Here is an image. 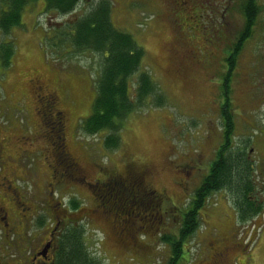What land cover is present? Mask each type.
Instances as JSON below:
<instances>
[{
	"label": "rangeland",
	"instance_id": "374dc122",
	"mask_svg": "<svg viewBox=\"0 0 264 264\" xmlns=\"http://www.w3.org/2000/svg\"><path fill=\"white\" fill-rule=\"evenodd\" d=\"M110 1L113 25L142 41L147 52L142 68L149 70L159 85L164 103L149 99L129 114L118 148L105 147L106 132L92 136L82 132L80 123L94 100L93 81L102 57L92 52L77 53L67 42H57L54 29L70 20L74 23L81 9L97 0H82L79 9L64 15L41 9L43 1L39 0L23 12L22 26L13 28L9 36L0 35V41L10 39L15 45L9 66L0 57L4 169L14 170L25 179L16 181L17 186L39 210L44 224L41 230L54 228L57 216L62 224L59 234L66 224L76 220L83 224L87 247L105 264H169L172 244L161 240V236L167 234L176 243L182 240L185 214L195 200L202 177L209 173L216 151L225 144L219 106L227 101L223 95L225 79L219 71L231 67L223 60L230 49L217 51L221 43L215 40V23L228 22L227 33L234 31L235 25L240 27L245 22L242 6L247 0H198L205 5L212 2L220 11L211 13L209 8L191 22H183L179 0ZM184 1L187 17L191 0ZM257 2L264 6V0ZM225 6L230 7L221 18ZM198 23H202L201 29ZM254 28L235 66L240 71L246 66L261 68L257 57L264 59V11ZM169 43H182L183 50L178 51L196 56L200 71L191 57H186L184 61L193 64H188L190 71L175 72L180 60H168ZM242 74L233 72L226 87L234 122L230 145L247 144L249 149L254 148L253 157L258 159L264 135V76ZM36 79L43 86L39 92L34 89L38 87ZM59 110L66 116L62 117L65 144L80 164L77 169H65L64 158L60 163L55 156L53 140L60 132L54 125L58 122L54 114ZM141 180L138 187L143 200L128 198L127 189H134V183ZM144 184L156 197L154 193L144 194ZM119 197L123 199V204L116 203L120 213L113 204ZM228 197L229 192L223 190L203 202L198 209L199 225L191 237L183 239L184 254L177 264H216L213 240L220 243L227 238L234 221L238 229L250 226L236 214L235 220L226 216L231 213ZM72 198L78 201V210L72 209ZM248 237L247 232L239 230L236 239L241 246L231 251V260L220 264H242L247 255L244 246L253 241ZM251 264H264L263 244Z\"/></svg>",
	"mask_w": 264,
	"mask_h": 264
},
{
	"label": "trees",
	"instance_id": "16d2710c",
	"mask_svg": "<svg viewBox=\"0 0 264 264\" xmlns=\"http://www.w3.org/2000/svg\"><path fill=\"white\" fill-rule=\"evenodd\" d=\"M38 1L0 0V35L9 36L13 28L22 26L23 12ZM40 1H43L40 4L41 9L62 15L79 9L82 3V0ZM183 4L185 5V3ZM111 7L112 2L110 0H97L91 7L81 9L74 23L65 22L62 27L55 28L54 36H58L57 42H67V46L72 47L73 51L77 53L92 52L102 57L100 69L93 81L95 97L89 113L82 118L79 128L91 136L106 132L103 140L105 147L118 148L121 141L120 132L129 114L149 99H153L160 105L163 104L165 95L153 79L150 71L142 68L147 55L145 47L141 44L142 41L139 42L133 34L120 30L113 25ZM180 8L181 5L179 7L181 14L183 10ZM242 11L245 12L248 22L247 35L243 36V41H246L252 36L253 28L259 21L264 6L259 4L257 0H247L242 6ZM201 27L202 25L199 29ZM57 42L55 43L57 44ZM14 50L15 45L12 40L0 41V57H2L5 66L12 63ZM225 85L228 86V83ZM37 91L39 92L41 89H37ZM50 96L55 98L53 93ZM226 101L227 105H224L226 107L222 109V116L226 119L223 122L225 144L218 150L210 174L205 177L196 190L195 200L185 214L181 230L182 240L176 243L175 239L167 234L161 236V240L164 239L172 244L173 254L169 264H177V260L182 259L184 254L183 239H188L195 233L199 225L198 209L213 193L223 190L229 192V189L235 190L234 193L237 197L246 203L238 211V218L242 222L251 218L252 210L255 211L253 214L257 213L258 209H255V203L250 200L249 194H247L250 190L252 172L251 164L245 161L248 145L244 144L239 147L230 145L231 136L234 132V122L229 98ZM54 115L58 119L54 125H58L60 132L56 135V140H53V148L56 150L55 156L58 157L60 163H62L60 158H64L65 169H77L80 164L75 162L65 144L63 118L66 116L64 111L59 110V113ZM2 142L5 143L3 140ZM55 173H57L56 170ZM142 180L134 183V189H127L130 191L128 198L134 201L143 200L142 189L138 187L139 183L143 182ZM124 185L128 186V183L126 182ZM135 189L138 192L133 191ZM143 189L146 195L154 193L145 184ZM122 201V198H117L113 203L117 206L115 208L117 212H119V205L116 203L123 204ZM70 205L73 210L79 209V203L75 198L71 199ZM149 211L148 214L150 215ZM114 213L116 217H119L116 212ZM74 221L66 224L58 235L56 264H105L103 258L96 257L87 247L82 222Z\"/></svg>",
	"mask_w": 264,
	"mask_h": 264
},
{
	"label": "flooded vegetation",
	"instance_id": "af4514ba",
	"mask_svg": "<svg viewBox=\"0 0 264 264\" xmlns=\"http://www.w3.org/2000/svg\"><path fill=\"white\" fill-rule=\"evenodd\" d=\"M188 1V0H187ZM186 1L179 0L181 5V10L185 9L183 3ZM224 7V6H223ZM230 6H225L223 8V12L221 14V18H224V13L229 9ZM210 11L211 13H216V11H220L218 6L210 4H204V2H198V0H191V6L186 14H189L187 17L185 16V11H182V18L183 22L192 21L196 17L200 18L201 13L204 11ZM245 16V14H244ZM76 16V20H77ZM73 20L69 23H72ZM214 22V21H213ZM68 23V22H66ZM232 23V22H231ZM200 26L202 23H198ZM218 27L215 28L213 31L217 41H220L221 45L217 48V51H221L222 48L230 49L228 54H225L224 61L227 62L231 67L225 68L220 70L219 76H222L223 83H228L229 79L233 76V72L243 73V74H260L264 76V59L257 57L258 62H261L262 65L260 67H253V66H246L243 71L238 70L235 68L237 62H240L241 55L240 53L245 47L246 41H243V36L247 35V17L245 16V22H242L240 27L235 25L234 31L227 33L226 27L230 26V24L226 21L224 22H216ZM233 24V23H232ZM257 25V23H256ZM255 31V28H253ZM214 35V34H213ZM264 42V40H263ZM262 42V43H263ZM264 45V43H263ZM214 48V47H212ZM215 49V48H214ZM183 50L182 43H171L168 44L166 48V55L168 60L171 62H177L180 60V64L175 72L182 73L190 71L188 64L190 61H184L187 59L186 57L190 58L191 61L194 62V67L198 71H200V67L198 65L197 57L192 56L191 54H185L181 51ZM178 52V53H177ZM220 63V60L217 61ZM192 64V63H191ZM193 65V64H192ZM191 65V66H192ZM196 65V66H195ZM193 68V67H192ZM242 74V75H243ZM239 75V74H237ZM220 77V78H222ZM40 80L36 79V84L38 87L35 86L34 89H42V83L39 82ZM223 85V95L225 99L229 98L227 86ZM224 105H227L225 103ZM221 104L219 107L221 109L225 108ZM224 106V107H222ZM220 109V110H221ZM223 122L226 120L223 116L221 117ZM264 134V129H263ZM264 136V135H263ZM261 139L262 147L259 145V155L258 159L253 157V150H247L246 154V162L251 164L252 172H251V182H250V190L247 192L248 197L255 203V209L257 210L256 214H253L255 211H251V218L248 221L244 222L249 225L242 226V230L247 232L249 240L253 238L252 242H249L248 246H244V253L247 255L243 259L245 264H251L254 258V254L258 251V247L262 244L264 245V139ZM224 137V135H223ZM247 145V144H246ZM249 146V145H248ZM220 150V149H219ZM242 152V151H241ZM4 150L0 145V169H4V160L6 159L3 156ZM216 151L215 157L217 158ZM5 154V153H4ZM211 161L209 167V173L211 172L212 163L216 160ZM5 170V169H4ZM202 177V179L205 177ZM201 179V180H202ZM203 179V180H204ZM18 180H25L23 177H19L17 172L14 170H5L0 172V264H56V253L58 249V237L59 229L61 227L60 218L57 216L58 221L56 222V226L52 229L44 228L41 230V225L43 219L37 207L33 204L32 198L25 193L24 191L20 190L17 186ZM203 182V181H202ZM202 184V183H201ZM200 187V186H199ZM248 187V186H247ZM246 187V189H247ZM235 190L229 189V199L228 202L231 204L228 208L231 213H226V216L230 217L233 216L235 220V214L238 216V211L240 208L244 207L246 203L237 197L234 193ZM221 192V191H220ZM226 192V191H225ZM48 214V211L46 212ZM235 222V226H233L229 231V236L222 240V242L217 243L214 239L212 242L213 250H214V258H217L216 264H220L226 259H230V253L233 250H237L241 244L238 243L236 237L239 230L237 228V223ZM258 237V240H257ZM258 241V242H257ZM257 242V244H256ZM233 260V259H232Z\"/></svg>",
	"mask_w": 264,
	"mask_h": 264
},
{
	"label": "crops",
	"instance_id": "0c3cea01",
	"mask_svg": "<svg viewBox=\"0 0 264 264\" xmlns=\"http://www.w3.org/2000/svg\"><path fill=\"white\" fill-rule=\"evenodd\" d=\"M242 264H244V262H242Z\"/></svg>",
	"mask_w": 264,
	"mask_h": 264
}]
</instances>
